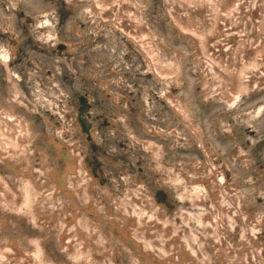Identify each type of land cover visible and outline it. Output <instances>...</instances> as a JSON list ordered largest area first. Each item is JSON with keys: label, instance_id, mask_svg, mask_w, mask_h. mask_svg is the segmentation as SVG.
I'll return each mask as SVG.
<instances>
[{"label": "rangeland", "instance_id": "374dc122", "mask_svg": "<svg viewBox=\"0 0 264 264\" xmlns=\"http://www.w3.org/2000/svg\"><path fill=\"white\" fill-rule=\"evenodd\" d=\"M165 2L149 0L147 15L152 24H158L161 34H157L168 37L164 45L182 52L181 74L184 78L172 92L182 99L189 89L198 106L192 110V104L186 103L189 108L186 119L173 115L166 101L168 92L163 82L147 72L144 58L132 42L113 27L102 25L92 1L0 0V53L7 55L8 61L7 67L0 62V121L6 125L2 130L14 133L11 126L15 125L16 130L12 128L14 134L20 131L25 136L26 141L22 144L25 145V163L30 166L32 183L26 184L22 191L19 189L18 175L5 167L7 163L17 166L19 172L24 170L21 161L14 157L0 156V179L6 182L17 200L19 198L15 194L28 199L34 195V206L29 208L31 215L18 218L21 214L18 206L12 202L8 207L1 195L5 191L0 189V243L11 240L23 245L29 238H38L47 249L46 259L52 256L57 260L63 259L64 264H87L83 257L67 258L58 249L57 237L55 241L58 228L39 224L55 217L60 220V226L64 219L70 218L66 210L68 200L61 195L63 187H59L56 181L54 183L51 176L52 171H61L62 165L43 142L44 137L60 135L61 138L72 136L74 139L78 136L83 140L80 145H77L79 140L73 141L76 144L74 152L84 174L80 187L86 185L90 189V184H93L81 160L90 154V149L86 137L78 135L75 127L78 96L83 94L90 102L91 133L94 137L91 143L96 149L101 163L100 173L107 179L109 190L138 192L140 196L135 198L139 200L138 206L146 205L150 195L154 197L150 188L171 193L166 195L173 203L174 211L162 208L157 213L170 222L166 228L174 224L184 233L188 228L178 212L195 213L200 207L192 209L180 195L193 194L194 187L205 186V183L209 186L220 182L218 186L221 189L216 194L242 196V203H239L241 213L251 215L259 223V229L254 233L264 245V110L261 115L254 116L259 107H264V87L241 95L235 106L224 104L216 92L208 97L217 99L216 103L207 104L201 100L212 80L202 74L208 65L204 61L199 63L196 45L172 32L164 16ZM229 14L232 19L241 17L232 7ZM44 18L49 23L38 25ZM255 32V27L251 28L244 22L240 35L250 40ZM6 35L12 39H7ZM15 39L18 44L14 43ZM221 40L218 38L219 43ZM161 53L162 61L169 67L171 59L166 50ZM2 110L10 112L14 121L13 118L7 121ZM227 126L237 129L228 132L225 130ZM202 142L206 152L202 150ZM195 171L200 174L204 171L206 179L201 178L202 174L195 176ZM219 171L224 178L217 181V175L214 181L212 172L216 174ZM65 189L73 194L69 184ZM204 194L209 193L205 191ZM91 195H95L94 199L99 196ZM113 195L118 199L130 198L124 194ZM91 203L101 218L91 212L85 211V217L81 212L76 213V219L80 220L78 230H82L84 220L95 230V237L91 236L93 230L90 228V238L81 241L90 244L88 248L92 258L89 264H128L125 251L113 242L116 235L103 221L110 220L109 216L98 210L97 202ZM211 205L209 201L204 203L206 213L211 212ZM78 206L81 207L80 204ZM39 208L43 213L38 212L40 216L33 220L32 209ZM24 211L22 209V213ZM64 227L62 225L60 230L69 232L62 230ZM74 234L77 232L71 235ZM169 238H163V241L169 242ZM26 248L30 250L32 246Z\"/></svg>", "mask_w": 264, "mask_h": 264}, {"label": "bare ground", "instance_id": "6f19581e", "mask_svg": "<svg viewBox=\"0 0 264 264\" xmlns=\"http://www.w3.org/2000/svg\"><path fill=\"white\" fill-rule=\"evenodd\" d=\"M89 1L93 2L95 14L102 25L113 27L121 32L129 42H132L144 58L147 72L158 81L163 82L168 92L166 101L171 107L173 115L186 119L189 115L186 103L192 104V110L197 109L198 106L197 101H193L195 96L189 89H186V94L182 99L177 98L172 92L175 86L181 85L184 78L181 74L183 72L182 58L180 57L182 52L181 50L168 49L164 45L168 37L164 38L158 35L161 34L158 24H152V19L147 15L150 9L149 0H137V2L135 0ZM231 7L241 16L239 20L232 19L231 14L228 15V10L231 11ZM164 16L176 37L185 38L196 45V52L200 58L199 63L204 61L208 65L203 69L202 74L205 77H211L212 80L206 95L201 100H205L207 104L216 103L217 99H208L216 92L219 100L224 104L235 106L241 95L250 94L264 87V0H166ZM244 22L256 29L254 38L250 40L240 35ZM48 23L49 20L44 18L38 25H47ZM218 38L222 39L221 43L218 42ZM14 43L18 44L19 41L15 39ZM162 50H166L167 56L171 59L169 67H166L162 61ZM0 62L7 67V55L0 53ZM9 83H12V79H9ZM163 99H165L164 96ZM0 107L2 108L1 105ZM208 108L210 109V107ZM88 110L90 112V108ZM263 110L264 107H259L254 116L261 115ZM1 113L7 121L12 120L10 112L6 113L2 110ZM186 122L190 125L188 121ZM4 127L6 125L4 126L0 121V137H2L0 138V156L14 157L21 161L24 170L19 172L16 168L14 174L18 175L17 182L22 191L26 184L29 186L32 183L29 175L30 166L25 163V145L22 144L26 139L20 131L14 134L15 131L12 128L16 130L15 125L11 126V131L14 133H10L6 129L2 130ZM232 129L236 131L237 128L225 127L228 132ZM195 136L198 135L195 133ZM58 137L61 138L60 135ZM73 141L71 136L70 138H61L62 146L51 142L57 151L62 149L69 153L67 155L69 163L65 165L62 175L65 185L61 195L65 196L69 202L66 203V210L70 213V218L64 219L60 226V220L55 217L39 223L47 227L58 228L57 232L59 231V233L55 235V241L57 237V247L65 253L67 258L79 259L83 257L87 264L90 263V257L92 258L88 248L90 244L81 241L90 238V228L92 229L93 226H89L84 220L82 230H78L80 220L76 219V213L81 212L85 217L86 211L101 218V214L91 203L97 202L98 210L109 216L110 220L103 219V221H105L107 229L116 235L113 237V242L125 251L124 254L128 256V264H264V245L254 233L259 229V223L251 215L241 213L239 203L242 196L240 194H216L221 189L218 186L220 182L212 183L209 186L206 183L205 186H196L193 188V194L180 195L182 200H187L188 206H191L192 209L200 207V210L195 213L178 212L179 217L187 225V231L183 233L174 224L170 228H166L170 222L161 213H157L162 208L167 209L165 207L167 201L161 199V196L157 198L154 194V197L150 195L146 205L138 206L140 205L138 204L139 200H135V198L140 195L136 191H123L122 194L130 198L118 199L105 187L99 188L94 183V186L90 184V189L86 185L80 187L84 182V174L81 170L79 157L77 158V153L74 152L76 151L75 147H71ZM201 146L202 150L206 152L203 142ZM81 160L83 162V158ZM69 166L72 170H69ZM155 168L157 170V167ZM201 174L197 171L194 172L195 176L201 175L202 177H200L205 180L206 178L203 176L205 172L203 171ZM217 175H219L217 181H222L224 175L220 171L216 174L212 172L213 180L216 181ZM56 177L58 176L53 175L54 183ZM92 178L90 176V181ZM68 184L73 194L66 192L65 188ZM0 189L2 192L5 191L1 195L8 207H11L12 202L18 206V213L21 212L17 216L18 218L21 215H31L29 208L34 206L33 194L31 199L15 194L19 198L17 200L14 194L10 193L6 182L1 179ZM91 191L98 193L97 199H94L95 195L89 194ZM205 191L209 194H204ZM35 194L39 193L35 192ZM204 201L212 203L210 213H206ZM133 207L137 209H133ZM22 209L23 211L25 209L23 213ZM32 210L34 220L40 216L38 212H42V210L40 208ZM62 225H65L62 230L66 229L69 232L61 231ZM72 232H77V234L72 236ZM93 234H95V230L91 233V236L95 237ZM166 237H170L169 242L163 241L165 240L163 238ZM75 238L78 240L77 242H75ZM156 239L160 241L157 242ZM42 240L45 241V239ZM95 241L98 243V237L95 238ZM27 246H32V248L27 250ZM46 250L38 238H29L23 245L11 240H4L0 243V264H64L62 263L63 259L57 260L52 256L47 257L50 260L48 263L44 257Z\"/></svg>", "mask_w": 264, "mask_h": 264}, {"label": "flooded vegetation", "instance_id": "af4514ba", "mask_svg": "<svg viewBox=\"0 0 264 264\" xmlns=\"http://www.w3.org/2000/svg\"><path fill=\"white\" fill-rule=\"evenodd\" d=\"M79 108L80 109H84L87 107L86 105V100L84 97H79ZM90 176H92L94 179L97 178V184L100 186H106L107 185V179L105 177H102L100 175V164L97 162V155H96V149L93 148L92 143H91V137H90ZM144 181V180H141ZM151 192L153 194H165L163 192H160L158 189L157 190H151ZM90 194H98L94 191H91ZM114 194V193H113ZM116 194H121V193H116ZM167 194H171V193H167ZM161 199L164 200H168L167 197H165L164 195L161 196ZM170 205H172L171 203H169Z\"/></svg>", "mask_w": 264, "mask_h": 264}, {"label": "water", "instance_id": "95a60500", "mask_svg": "<svg viewBox=\"0 0 264 264\" xmlns=\"http://www.w3.org/2000/svg\"><path fill=\"white\" fill-rule=\"evenodd\" d=\"M61 151H62V153L64 154V151H63L62 149L60 150V153H61ZM62 157H63L62 159H63L64 161H68V159H69L68 157L66 158V157H64L63 155H62ZM69 169L72 170L71 166H69ZM59 184H60L61 186H64V185H65V183H64L63 180H61V182H59ZM69 199H70V202L72 203L71 198H69Z\"/></svg>", "mask_w": 264, "mask_h": 264}]
</instances>
